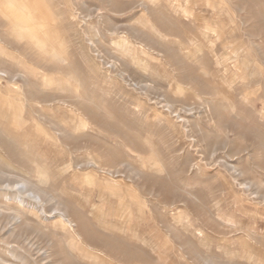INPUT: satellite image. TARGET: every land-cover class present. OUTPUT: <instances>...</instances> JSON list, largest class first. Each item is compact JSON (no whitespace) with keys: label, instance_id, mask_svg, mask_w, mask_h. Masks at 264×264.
<instances>
[{"label":"rangeland","instance_id":"rangeland-1","mask_svg":"<svg viewBox=\"0 0 264 264\" xmlns=\"http://www.w3.org/2000/svg\"><path fill=\"white\" fill-rule=\"evenodd\" d=\"M25 2L0 0V264H264V0Z\"/></svg>","mask_w":264,"mask_h":264},{"label":"bare ground","instance_id":"bare-ground-1","mask_svg":"<svg viewBox=\"0 0 264 264\" xmlns=\"http://www.w3.org/2000/svg\"><path fill=\"white\" fill-rule=\"evenodd\" d=\"M22 2H23V6L22 7H20V10H27V8L28 9H30L31 7V5H29L28 4V2H25V0H22ZM6 5H9L10 7H12V6H14V3H12V2H7L6 3ZM5 5V6H6ZM31 22V21H30ZM32 23V22H31ZM19 24L20 25H22L27 31H29L30 32V29H29V27L27 26V22H25V21H23V20H19ZM29 24V23H28ZM36 197H38V198H40L41 196H40V194H37V196Z\"/></svg>","mask_w":264,"mask_h":264}]
</instances>
